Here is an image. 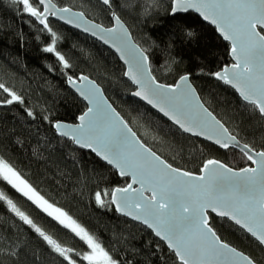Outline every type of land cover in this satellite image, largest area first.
<instances>
[{
  "label": "trees",
  "instance_id": "16d2710c",
  "mask_svg": "<svg viewBox=\"0 0 264 264\" xmlns=\"http://www.w3.org/2000/svg\"><path fill=\"white\" fill-rule=\"evenodd\" d=\"M50 1L80 11L104 27L111 25L114 13L148 56L156 81L173 85L188 75L203 104L229 133L250 149L264 151V118L214 78L231 62L229 44L196 15H171L172 0H110L107 7L98 0ZM30 2L40 10L37 0ZM47 24L48 29L40 26L22 4L0 0V84L9 90L0 88V160L79 223L116 264H180L148 229L114 211L110 194L126 186L128 179L54 132V121L74 123L86 109L67 87L66 78L83 74L96 81L142 143L175 168L198 173L209 159L232 169L250 163L234 149L221 150L182 133L135 99L123 66L102 44L58 22ZM47 47L54 50L46 52ZM9 93L20 100L8 103ZM0 193L65 249L75 264H89L83 259L89 251L85 242L1 176ZM98 193L102 204L97 203ZM7 200H0V264H68L11 211ZM209 225L221 241L264 264V249L242 229L211 214Z\"/></svg>",
  "mask_w": 264,
  "mask_h": 264
},
{
  "label": "snow or ice",
  "instance_id": "6c2138e0",
  "mask_svg": "<svg viewBox=\"0 0 264 264\" xmlns=\"http://www.w3.org/2000/svg\"><path fill=\"white\" fill-rule=\"evenodd\" d=\"M13 2L22 4L24 12L39 19L45 27L47 24L41 17L49 13L57 14L55 6L50 5V0H37L38 5L43 6V11L34 7L30 0ZM103 3L110 5V0H103ZM190 8L215 24L224 39L231 41V54L235 63L231 69L225 68L222 72L214 73L216 78L232 84L245 101L264 115V0H173V13ZM116 22L117 28L102 32L104 36L118 41V51L126 54L121 58L132 66L126 75L141 88L133 94L147 100L153 107H158L185 132H193L194 135L203 133L209 139L222 136L227 130L221 132L222 126L217 127L218 121L214 118L210 120V114L206 110L198 111L199 106H194L196 97L194 89L188 83V76H181L182 83L175 87L157 84L148 68V56L130 43L128 33L118 17ZM105 43H108V39H105ZM44 50L52 52L54 49L47 47ZM57 55L64 62V57ZM64 66H68L66 62ZM82 79L86 80L87 77ZM69 82L74 83L71 78ZM0 88L5 92L9 91L3 84H0ZM9 94L11 99L8 103L20 100L14 93ZM81 94L92 107L79 117V125L65 126L61 135L69 136L81 147L91 148L98 156L118 168L122 176L131 175L134 182L140 183V189H132L129 184L127 188L116 189L112 193L113 203H117L118 211L122 210V206L127 209L126 215H132L133 219H139L153 229L157 236L168 243L170 249L175 250L181 264H239L240 261L257 264L255 260L221 242L209 227L205 212L211 209L217 215L233 220L264 245V152L255 154L259 157L258 160L245 153L257 165L255 168H245L234 173L218 161L209 160L202 170L206 175L193 177L189 172L181 173L165 164L155 153L144 148L135 139V133L103 102L98 89L82 90ZM56 127L59 129L60 125ZM227 140L234 141L235 137H227ZM215 142L221 147L228 146V143L220 139ZM244 148L248 149V145H244ZM0 175L29 199L35 197L34 202L42 201L3 161H0ZM144 191H151L152 196L143 197ZM130 192H135V196H129ZM96 199L97 203L102 204L99 193ZM0 200H7L3 193H0ZM7 203L11 211L25 224L31 225L57 253L64 256L68 264H75L66 250L45 235L11 200H7ZM51 207L47 205L44 210L48 211ZM133 207L138 211H133ZM53 211L58 213L55 218L65 227H71L91 249V254L83 256L84 260L89 264H116L87 231L71 221L60 209Z\"/></svg>",
  "mask_w": 264,
  "mask_h": 264
},
{
  "label": "water",
  "instance_id": "95a60500",
  "mask_svg": "<svg viewBox=\"0 0 264 264\" xmlns=\"http://www.w3.org/2000/svg\"><path fill=\"white\" fill-rule=\"evenodd\" d=\"M101 4H103L104 6H108L106 4L103 3V0H98ZM46 2H49V0H46ZM50 5H54L55 6V9L56 10V15H51L50 13L47 14L46 16H43L41 17L42 19H44L45 23L47 24V20H52V21H55V22H58L64 26H67L71 29H74L92 39H94L95 41H97L98 43L102 44L104 47H106L107 49H109L110 51H112L114 53V55L117 57L118 61L121 63V65L123 66L124 68V73H123V76L125 79H127L130 84L133 86L134 90L131 92V95L139 100L140 102H142L143 104H145L147 107H149L151 110H153L154 112H156L158 115H160L161 117H163L164 119H166L170 124H172L174 127H176L179 131H181L182 133L186 134V135H189L191 137H194V138H197V139H200V140H203L221 150H226V149H234L238 152H240L241 154L244 155V157L246 158V160L250 163V165L244 167V168H241V169H232L230 167H228L227 165H225L224 163H222L221 161L217 160V159H209V160H214V161H218L220 164H223L225 165L226 168H230L232 169V172H240L242 169H245V168H255L257 167L256 164H254L251 160H249L247 158V155H245V153L247 152L248 155H252L254 159L258 160L259 157H257L255 154L258 153V152H264V151H254L252 149H250L248 147V149H245L244 148V144L241 143L240 141H238V139L231 135L229 133V131L227 130V128L223 125L222 122H220L216 117L215 115L203 104V102L201 101L196 89L194 88V86L191 84L190 80H189V77H188V83L191 85V88L194 89V94H195V97H196V100L193 102L194 106L195 105H198L199 108L197 109L198 111H203V110H206L207 113L210 114V117L209 119L211 120L212 118L215 119V121H218L219 122V125H217V127H220L222 126V128H220V131L221 132H224V130L226 129L227 131L224 132V134L222 136H213L212 139H209L207 138V135L206 134H200V135H194L193 132H185L180 126L179 124L175 123L174 120L172 119H169L168 116H165L164 113L162 111H160V109L158 107H153L151 104H149L147 102V100H144V99H141V97L139 96H135L133 93L136 92V91H140L141 88H140V85L138 84H135L133 83L132 79L130 78L129 75H126V73H128L130 71V69L132 68V66L126 62V59H122V55H125V53H122L121 51H118V47H119V42L118 41H113L112 39L104 36L102 30H105V29H112V28H117L118 25H117V22H116V15L113 13L111 14L110 18H111V25L109 27H104L90 19H88L82 12L80 11H77V10H74V9H71V8H68V7H63V8H59L57 7L52 1H50ZM40 10L39 11H43V6H40ZM172 7H173V0L171 2V10H170V14L173 15V14H184V13H187V12H191L193 13L194 15H196L202 22H204L205 24L213 27L215 29V32L216 34L223 40L225 41L226 43L229 44V58H230V64L229 65H226V66H223L219 71L217 72H222L223 69L225 68H229L231 69V66L235 63V60L233 59L232 57V54H231V41L229 40H225L223 35H221V33L217 30V27L215 24L211 23L209 20H205L203 18V16L200 15L199 12L195 11L194 9H188L187 11H177L175 13L172 12ZM60 9H68L69 11L67 12H60L59 10ZM30 15V14H29ZM31 16V15H30ZM33 17V16H31ZM40 26H42L44 29H48V24H47V27L44 26V24H41L40 23V20L37 19L36 17H33ZM119 22L121 25H123L124 29L127 31L128 33V36L130 38V43L135 45L137 48H139L140 50H142L139 45L133 40L131 34H130V31L128 30L127 26L124 24L123 21H121L119 19ZM264 32H262L263 34ZM105 39H108V43H105ZM143 51V50H142ZM144 54L146 55V53L144 52ZM147 56V55H146ZM148 68L150 70V66H149V62H148ZM134 71V70H133ZM150 73H151V70H150ZM151 76L154 77L151 73ZM184 76V75H183ZM188 76V75H187ZM82 77H87L83 74L81 75H78L77 77H67L66 78V85L67 87L75 94L77 95V97H79L86 105V109L84 110V112L80 115L82 116L89 107H92V105L89 103V101L87 99H85L84 95L81 94V91L84 90V91H89V90H94V89H98L99 90V95L100 97L102 98L103 102L110 107L111 110H114L116 114H118L120 120H122L124 122V124L127 125L128 129H131V132L132 133H135L132 128L128 125V123L125 121V119L116 111V109L113 107V105L111 104V102L107 99V97L105 96L101 86H99L96 81H94L93 79L87 77L86 80L82 79ZM69 78H71V80L74 82V83H70L69 82ZM181 76L175 81V83L173 85H166V84H163V83H160L158 81H156L157 84H163V85H166V86H173L175 87L176 85L182 83L181 80H180ZM214 78L218 81H220L221 83H223L225 86L229 87L230 89H232L236 95L239 97V99L246 103V104H250L248 103L247 101H245L243 99V97L240 95V92L237 91V89L235 87L232 86V84H226L224 83L223 80H220V79H217L216 76L214 75ZM156 80V79H155ZM252 105V104H251ZM254 106V105H253ZM257 109V108H256ZM259 115L261 117L264 118V115H261L259 110L257 109ZM79 116V117H80ZM79 117L77 118L76 122L74 123H67V122H62V121H54L52 127H53V130L54 132L56 133V135H58L59 137H62L64 139H68L72 142V144L77 147L78 149L80 150H83V151H88L90 152L91 154L95 155L98 159H100L103 163H105L106 165L110 166L112 169H114L118 176L121 177V178H127L128 179V184L124 187H117V188H114L110 194V203H111V206L113 207L114 211L122 216V217H125L127 218L128 220H131L135 223H138L140 225H142L143 227H145L146 229H148L155 238H157L159 241H161L164 246L169 250L171 251L175 258L177 259V261L181 264V261L180 259L177 257L176 253H175V250L174 249H170L168 247V243L165 241V240H162L159 236H157L155 234V232L153 231V229L149 228L147 226V224L143 223L141 220L139 219H133L132 215H126L125 212L127 211V209H123V207L121 206L122 210L118 211L117 210V203H113V197H112V193L116 190V189H121V188H127L129 184H131L132 186V189H140L141 188V185L140 183L138 182H134L133 181V178L131 175H124L122 176L120 174V171L118 168L114 167L113 165L109 164L107 162V160L103 159L101 156H98L94 151L91 150V148H88V147H81L79 144L75 143L69 136H64V135H61V132L65 130V126H70V127H74L76 125H79L81 123ZM56 125H60V128L58 129L56 127ZM196 131H200V129H196ZM227 137H235V140L234 141H231L229 142L227 140ZM135 139L137 141H139L140 144H142L144 146V148L148 149L150 152L152 153H155L154 151H152L150 148H148L144 143H142V141L139 139V137L137 136V134L135 133ZM216 139H220L222 142H225V143H228V146L227 147H221V145L219 143H216ZM249 149L251 151H249ZM156 156H158L156 153H155ZM160 158V160L164 161V159H162L160 156H158ZM209 160H206L203 165L201 166L200 170L198 173H191L193 177H198V176H202V175H206V172L205 171H202L204 169V166L205 164L209 161ZM165 164H168L166 161H164ZM173 167V166H172ZM212 167V166H210ZM175 168V167H173ZM175 169H178V168H175ZM181 173L182 172H188V171H185V170H182V169H178ZM223 171V170H222ZM143 197L145 198H148V197H151L152 196V192L151 191H144L142 193ZM129 196H132L134 197L135 196V192H130L129 193ZM117 202H119V195L117 196ZM133 211H138L137 209H135L133 207ZM209 214L217 217V218H224V219H227L228 221H230L231 223H233L234 225H236L237 227H239L240 229H242L239 225H237L233 220H230L228 219L227 217H221L219 215H217L216 212H213L211 209H208L206 210L205 212V215H207L208 217V224H209ZM210 227V225H209ZM213 230V229H212ZM246 234H248L250 237H252L256 242L259 243V241L253 237L250 233H248L247 231H245L244 229H242ZM214 231V230H213ZM218 237V236H217ZM221 241V240H220ZM223 242V241H221ZM225 243V242H223ZM260 244V243H259ZM229 245V244H228ZM261 245V244H260ZM230 248H234L232 246L229 245ZM261 247L264 249V245H261ZM236 249V248H235ZM237 252H240V253H243L241 251H239L238 249H236ZM244 255H246L245 253H243ZM248 256V255H246ZM249 257V256H248ZM250 258V257H249ZM251 259V258H250ZM214 264H222V262H214ZM239 264H247L246 261H240Z\"/></svg>",
  "mask_w": 264,
  "mask_h": 264
},
{
  "label": "rangeland",
  "instance_id": "374dc122",
  "mask_svg": "<svg viewBox=\"0 0 264 264\" xmlns=\"http://www.w3.org/2000/svg\"><path fill=\"white\" fill-rule=\"evenodd\" d=\"M1 161V160H0ZM6 164V163H5ZM10 167V166H9ZM11 168V167H10ZM12 169V168H11ZM13 170V169H12ZM14 171V170H13ZM15 172V171H14ZM19 177H20V175L19 174H17ZM2 178H3V176L2 175H0ZM20 179L21 180H23L21 177H20ZM5 180V179H4ZM8 184H10L7 180H5ZM24 181V180H23ZM26 183V182H25ZM27 184V183H26ZM12 187H13V185L12 184H10ZM28 185V184H27ZM30 186V185H29ZM13 188H15V187H13ZM16 190H17V188H15ZM31 189L35 192V194H36V197H40V198H42V201H39V202H34V199H35V197L33 198V199H29L27 196H25V197H27L36 207H38L41 211H43L45 214H47L48 216H50L51 218H53L54 220H56L60 225H62V226H64L65 227V225L64 224H61L60 223V221L58 220V219H56L55 217L58 215V213H56V212H54L53 211V209H60V211L61 212H63V213H65L66 214V216L71 220V221H73V222H75V224L76 225H79L81 228H83L79 223H77L73 218H71L63 209H61V208H59L58 206H55V205H53V204H51V203H49V202H47L42 196H40L39 195V193H37L32 187H31ZM18 191V190H17ZM18 192H20V191H18ZM22 195H23V193L22 192H20ZM43 202H46V204H44ZM47 205H51L52 207L51 208H49L48 209V211H45L44 209L47 207ZM49 212H52L53 214L52 215H49L48 213ZM61 219H64V217H61ZM65 223H68V220H65ZM65 228H67L68 230H70L71 232H73L72 231V228L71 227H65ZM84 229V228H83ZM85 230V229H84ZM86 231V230H85ZM75 235H76V233L75 232H73ZM77 236V235H76ZM79 237V236H78ZM80 238V237H79ZM86 244V243H85ZM87 245V244H86ZM88 247V246H87ZM88 249H89V251L87 252V253H85V254H91V249L88 247ZM105 251V250H104ZM106 252V251H105ZM85 261H87V260H85ZM88 262V261H87ZM101 264H102V262H101Z\"/></svg>",
  "mask_w": 264,
  "mask_h": 264
}]
</instances>
